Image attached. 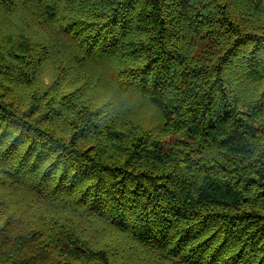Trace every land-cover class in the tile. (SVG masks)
I'll return each instance as SVG.
<instances>
[{
  "label": "trees",
  "instance_id": "trees-1",
  "mask_svg": "<svg viewBox=\"0 0 264 264\" xmlns=\"http://www.w3.org/2000/svg\"><path fill=\"white\" fill-rule=\"evenodd\" d=\"M0 264H264V0H0Z\"/></svg>",
  "mask_w": 264,
  "mask_h": 264
}]
</instances>
